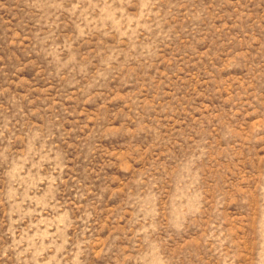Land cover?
<instances>
[{"label": "rangeland", "instance_id": "1", "mask_svg": "<svg viewBox=\"0 0 264 264\" xmlns=\"http://www.w3.org/2000/svg\"><path fill=\"white\" fill-rule=\"evenodd\" d=\"M0 264H264V0H0Z\"/></svg>", "mask_w": 264, "mask_h": 264}]
</instances>
